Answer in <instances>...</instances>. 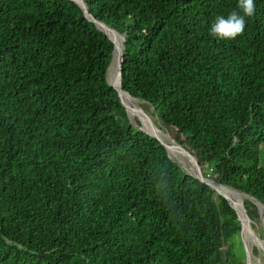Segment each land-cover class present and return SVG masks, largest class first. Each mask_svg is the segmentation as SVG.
Wrapping results in <instances>:
<instances>
[{"label": "trees", "instance_id": "1", "mask_svg": "<svg viewBox=\"0 0 264 264\" xmlns=\"http://www.w3.org/2000/svg\"><path fill=\"white\" fill-rule=\"evenodd\" d=\"M84 1L126 39L123 90L264 240V0L235 40L209 29L238 0ZM113 51L74 1L0 0V264H245L230 203L131 122Z\"/></svg>", "mask_w": 264, "mask_h": 264}, {"label": "water", "instance_id": "2", "mask_svg": "<svg viewBox=\"0 0 264 264\" xmlns=\"http://www.w3.org/2000/svg\"><path fill=\"white\" fill-rule=\"evenodd\" d=\"M71 1H74L75 3H77L81 7L83 12L85 13L86 17L91 22H93L99 28V30H101L104 34H106L109 37V39L112 41V43L114 44L113 58H112V62H111L109 69H108V78L107 79H108L109 84L117 90V92L119 94L120 101H121L122 105L125 107L129 118L131 117V115H137L141 121L142 117H143L147 126L141 127V130H143L144 132H146L150 136L154 137L163 146H165L167 153H168V156L170 158H171V151L185 157L190 162V164L192 165V173L191 174H193L201 182L210 186L217 194L223 196L230 203V205L233 207V209L237 212L238 219L241 223V232H240L241 235L243 237H246L247 240L249 238L256 246L263 247L262 243H264V240H262L260 237H258L255 230L253 229L252 220L248 216L247 210L245 208L244 197H247V196L245 194L233 189V188L221 185V184H219L213 180L205 178L203 175V170H202L199 162L190 153V151L185 149L182 145L178 144L168 133H166V134L169 136V138H171V142L163 139L158 132V127L156 126V124L153 122L151 117L140 106L139 100L133 98L129 93H127L123 90L122 84H123V63H124V55H125L124 51H125V42H126L125 37L122 34H120L118 31H116L115 29H113L112 27L107 25L106 23L99 21L95 17H93L90 14L87 3L84 0H71ZM118 37L122 38V41H123L122 47H120L117 43ZM113 65H114V71L116 73V79L114 82H111L109 79V74L111 72ZM124 95H127L129 98L134 100L136 102L137 106L131 107L125 101ZM173 161L176 162L179 166H181L183 168L181 163H179L175 160H173ZM218 186L227 187V188L232 189L235 192H237L239 195L242 196L240 199V202L236 203L235 201H233V199L229 195H227L226 193L222 192L218 188ZM258 205L260 207L261 218H262V222L264 225V206L260 203H258ZM243 242H244L246 252L248 253V255H251L253 250H251V247L249 246L247 241L244 240Z\"/></svg>", "mask_w": 264, "mask_h": 264}, {"label": "clouds", "instance_id": "3", "mask_svg": "<svg viewBox=\"0 0 264 264\" xmlns=\"http://www.w3.org/2000/svg\"><path fill=\"white\" fill-rule=\"evenodd\" d=\"M255 12L254 0H238V10L231 11L227 16L215 17L210 25L209 35L217 40H235L245 32L246 17H253Z\"/></svg>", "mask_w": 264, "mask_h": 264}, {"label": "rangeland", "instance_id": "4", "mask_svg": "<svg viewBox=\"0 0 264 264\" xmlns=\"http://www.w3.org/2000/svg\"><path fill=\"white\" fill-rule=\"evenodd\" d=\"M109 79H110L111 82H114L115 79H116V73L115 72L114 73L113 72L112 73L110 72ZM136 105H135V107H136ZM130 120H131V122L133 123V125L137 129H141V127H143V126L146 127L147 126L146 125V122L143 119V117H142V120L143 121L142 120L140 121V118L137 115H131ZM136 120L140 122L139 125L136 123L137 122ZM162 131L166 133V131H164V130H162ZM177 155L178 156H176L174 154H171V158L173 160L181 163V165L183 166V169L186 172L192 173V165L190 164V162L185 157H183L182 155H180V154H177ZM257 235L259 237V234H257ZM244 240L248 242L249 246L251 247V250L254 251L255 248L258 249V254L257 255H255L253 252L251 253V255H248V253L246 252L245 246H244V242H243ZM233 244H234V248H235L236 255L240 259H243L244 262H245V264H264V243H262V246L263 247L256 246L249 238L247 240L246 237H243L241 235V233H239V234H237V235H235L233 237Z\"/></svg>", "mask_w": 264, "mask_h": 264}, {"label": "bare ground", "instance_id": "5", "mask_svg": "<svg viewBox=\"0 0 264 264\" xmlns=\"http://www.w3.org/2000/svg\"><path fill=\"white\" fill-rule=\"evenodd\" d=\"M117 43H118V45L120 46V47H122V44H123V41H122V38L121 37H118V39H117ZM114 73L115 71H114V65H113V67H112V69H111V73ZM124 99H125V101L131 106V107H135V105H136V102L134 101V100H132L131 98H129L127 95H124ZM137 106V105H136ZM134 118V117H133ZM158 132H159V134L161 135V137L163 138V139H165V140H167V141H169V142H171V138H169V136L165 133V132H163L162 130H160L159 128H158ZM171 154H174V155H176V156H178L177 155V153H175V152H173V151H171ZM218 188L222 191V192H224V193H226L227 195H229L232 199H233V201H235L236 203H239L240 202V198L237 196V192H235L234 190H232V189H229V188H227V187H223V186H218ZM237 193V194H236ZM239 195V194H238ZM241 196V195H240ZM243 217V216H242Z\"/></svg>", "mask_w": 264, "mask_h": 264}]
</instances>
